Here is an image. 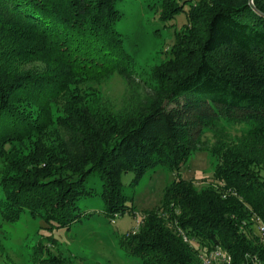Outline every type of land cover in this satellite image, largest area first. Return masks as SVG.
<instances>
[{
    "label": "trees",
    "instance_id": "1",
    "mask_svg": "<svg viewBox=\"0 0 264 264\" xmlns=\"http://www.w3.org/2000/svg\"><path fill=\"white\" fill-rule=\"evenodd\" d=\"M121 1L0 0L2 219L28 210L47 229H70L88 217L80 201L98 195L106 216H123L133 209L124 172L135 187L158 165L179 170L206 150L211 181L175 179L121 249L138 264H202L217 248L230 264H264V0H160L165 26L187 19L168 77L132 63L117 28ZM113 75L129 86L136 77L146 93L110 105L92 89ZM35 254L33 264H69L49 249L42 262Z\"/></svg>",
    "mask_w": 264,
    "mask_h": 264
},
{
    "label": "rangeland",
    "instance_id": "2",
    "mask_svg": "<svg viewBox=\"0 0 264 264\" xmlns=\"http://www.w3.org/2000/svg\"><path fill=\"white\" fill-rule=\"evenodd\" d=\"M159 2L122 0L118 4L117 28L124 38L125 51L138 70L148 76L162 74L168 77L174 74L172 70L165 72L164 67L172 64L175 36L183 31L187 19L186 14H181L167 21L165 26V20L158 19ZM183 55L187 56L186 53ZM136 80L133 78L134 85L129 86L123 76L113 75L101 85L94 86L92 93L99 94L105 102L119 109L127 107L146 93ZM62 108V104L57 106L55 116L63 114ZM59 140L58 135H53L47 144L54 146ZM208 141L213 142L212 139ZM214 169L215 160L210 153L199 150L193 152L179 170L163 165L151 169L135 187L132 186L134 174L124 172L123 194L129 197L132 212L111 219L105 215L104 202L99 195L83 198L79 207L88 217L70 229H47L45 222L33 218L28 210L22 212L18 221H5L1 217L3 204L0 203V264H33L34 252L36 259L42 262L45 259L43 251L47 253V249L62 256L69 264H138L121 249V239L136 231L146 214L161 207L164 191L175 179L204 186L211 181ZM90 187L100 194L102 182L95 177ZM3 196L0 180V201ZM254 230L257 234V228Z\"/></svg>",
    "mask_w": 264,
    "mask_h": 264
},
{
    "label": "built area",
    "instance_id": "3",
    "mask_svg": "<svg viewBox=\"0 0 264 264\" xmlns=\"http://www.w3.org/2000/svg\"><path fill=\"white\" fill-rule=\"evenodd\" d=\"M258 227L259 234L262 241L264 242V224L260 223ZM200 259L202 261V264H230L232 262L231 255L220 248L213 250L209 254H201Z\"/></svg>",
    "mask_w": 264,
    "mask_h": 264
}]
</instances>
